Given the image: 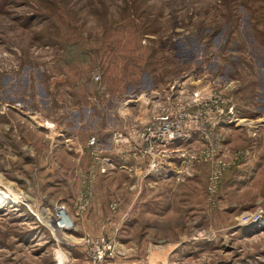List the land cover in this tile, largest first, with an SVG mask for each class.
I'll list each match as a JSON object with an SVG mask.
<instances>
[{
  "label": "rangeland",
  "instance_id": "obj_1",
  "mask_svg": "<svg viewBox=\"0 0 264 264\" xmlns=\"http://www.w3.org/2000/svg\"><path fill=\"white\" fill-rule=\"evenodd\" d=\"M169 108L184 135L136 160ZM85 235L264 264V0H0V264H89Z\"/></svg>",
  "mask_w": 264,
  "mask_h": 264
},
{
  "label": "built area",
  "instance_id": "obj_2",
  "mask_svg": "<svg viewBox=\"0 0 264 264\" xmlns=\"http://www.w3.org/2000/svg\"><path fill=\"white\" fill-rule=\"evenodd\" d=\"M93 80L99 83L100 78L99 76H94ZM186 118L187 115L183 111L177 108H169L157 112L150 117L145 124L138 126V129L135 130L134 133L136 135L134 144L137 143L140 147L138 153L134 155L135 158L138 157L136 160L149 159V157L153 158L156 154L155 149L180 139L184 135V129L187 126ZM128 139L129 138L123 137L120 133H114L113 135L115 144H129L130 140ZM94 144L95 140L92 138L89 141V145ZM216 179V177L211 179V188H216ZM114 208L115 206H112V209ZM58 209L64 210L62 207H58L55 209V213ZM55 220L56 219H54V221ZM58 223L59 221L55 222V226L60 229ZM81 243L89 264H128L116 261L117 251L114 240L111 238L106 236L92 237L90 235H85Z\"/></svg>",
  "mask_w": 264,
  "mask_h": 264
},
{
  "label": "crops",
  "instance_id": "obj_3",
  "mask_svg": "<svg viewBox=\"0 0 264 264\" xmlns=\"http://www.w3.org/2000/svg\"><path fill=\"white\" fill-rule=\"evenodd\" d=\"M123 251L120 252L117 251V257H116V261L121 260L120 263H128V264H166V260L168 255L172 252V249H167L164 251V249L161 250H155L154 253L153 252H149L147 253V257H145L144 262L140 261H136L135 259H133L131 256V249H122ZM163 252V253H160ZM165 253V254H164ZM165 255L163 258L162 256Z\"/></svg>",
  "mask_w": 264,
  "mask_h": 264
},
{
  "label": "bare ground",
  "instance_id": "obj_4",
  "mask_svg": "<svg viewBox=\"0 0 264 264\" xmlns=\"http://www.w3.org/2000/svg\"><path fill=\"white\" fill-rule=\"evenodd\" d=\"M56 215H57L56 222L59 221L58 225L60 229L68 230L71 228L70 219L65 213V210L58 209Z\"/></svg>",
  "mask_w": 264,
  "mask_h": 264
}]
</instances>
